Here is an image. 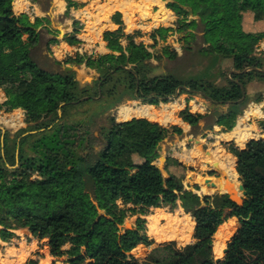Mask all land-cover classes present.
<instances>
[{"label":"trees","instance_id":"1","mask_svg":"<svg viewBox=\"0 0 264 264\" xmlns=\"http://www.w3.org/2000/svg\"><path fill=\"white\" fill-rule=\"evenodd\" d=\"M66 2V14L85 5ZM166 7L175 12L176 26L152 30L154 45L164 42L160 52L138 40L140 30L127 32L122 12L116 11L111 19L118 28L104 33L112 52L53 56L54 67L38 54L42 31L56 32L50 17L16 14L13 0H0V87L6 96L0 110L22 108L27 123L12 132L0 122L1 240L10 241L17 230L27 228L34 238L45 239L52 256H65L64 264H264V248L243 235L246 229L264 239V137L250 138L245 147L224 142L237 158L236 166L232 157L228 166L236 167L247 191L238 203L226 192L201 195L186 187L184 176H165L155 163L160 152L153 146L171 132L182 133L180 125L147 117L118 120L112 113L125 96L159 104L176 94H197L216 109L193 112L187 105L179 116L194 129L212 117L208 128L217 124L221 131H231L251 101L264 99L263 91L253 95L248 89L253 81L264 82V55L256 49L264 29L251 31L244 24L250 13L264 28V0H167ZM164 13L162 9L156 16ZM75 23L77 33L82 26ZM174 31L180 33L184 51L211 62L201 74L157 71L154 58L181 57L167 44ZM75 32L63 39L81 42ZM55 41H60L56 34L46 46ZM81 63L100 72L93 84L82 85L77 78L73 66ZM112 82L120 95H106L103 89ZM169 162L180 163L176 158ZM208 179L201 182L203 191L226 190L217 178ZM163 206H181L191 214L193 241L181 247L168 243L139 260L132 250L149 254L157 249L150 244L146 216ZM134 215L135 228L124 227ZM150 231L158 241L178 237L173 230L160 238ZM25 264L39 260L31 257Z\"/></svg>","mask_w":264,"mask_h":264},{"label":"rangeland","instance_id":"2","mask_svg":"<svg viewBox=\"0 0 264 264\" xmlns=\"http://www.w3.org/2000/svg\"><path fill=\"white\" fill-rule=\"evenodd\" d=\"M25 1H29V5L31 4L30 1L32 3L37 4L39 8L44 12V14L50 17L51 27L54 30H56V32L54 33H50L46 29L42 31L41 47L38 50L40 60L42 62H45L46 64L49 63L51 66H54V67L56 66L53 60V56H56L57 58L62 59L65 56L75 55L78 52L82 54H87V55H102L105 53L112 52V50L108 49L106 46V42L104 40V33L108 30H115L118 28V25L113 23L111 19L112 15L116 11L122 12L123 20L126 26V31L133 32L134 30H140L142 32V35L138 38V40H143L146 44H148L150 50H152L155 53H158L161 51L162 46L164 45V42L159 41L158 44L154 45V40L150 36L152 30L161 25L176 26L175 21H176L177 16L173 10L166 7L167 0L164 2L160 0L159 3L154 4L152 8L150 9V12L147 14H145L144 13L145 11L141 8L142 0H81L80 2H84L85 5L80 8L72 7L69 14L68 13L66 14L65 6L60 4V1L62 0H42L41 2H37V0H25ZM13 3H14V0H13ZM125 4L127 5V7ZM19 8L20 7H17L16 10H19ZM160 9H166L167 13L169 12L172 13L169 15L167 20H163V21L155 20L156 14L160 11ZM33 11L34 10L32 9V6H28L26 13L30 15L31 19L32 18L34 19L36 17V16L33 17L34 16ZM38 16H41V14H39ZM78 17L79 19L77 20L76 18ZM81 18L84 19V22L81 20ZM75 21L79 22V24H81L80 22L83 23L81 24L82 28L80 30L82 29L84 30V28L88 25L86 28V33H87L86 35H84L81 31V34H83L82 36L87 38L85 40L86 41L85 44L82 46L81 49L76 48L77 46L76 44L75 45L71 44L70 47H66V50L65 49L63 50L64 53L62 54L58 52V49H56L55 43H52L49 48L46 46L47 41L54 34H56L57 39L59 40H62L65 36L73 35L75 31V25H76ZM180 36H181L180 33L176 31L171 32L167 38V44H171L174 48L178 49L179 53L181 54V57L176 60H171L167 57H164L161 60L154 58L153 62L159 65L157 68V71H173L180 75H186L189 73L190 74L192 73L195 75L201 74L202 71L205 68H207V66L211 62L208 59H203V58L200 59L198 56L195 55V53L193 54V53H188L184 51L182 47L183 45L182 39ZM58 45L61 46V48L63 46L62 44H58ZM257 52L259 53L258 50ZM261 54L264 55V50L261 51ZM226 64L228 65L229 63H226ZM73 68L77 71V78L79 79L82 85L93 84V82L100 77L99 71L96 72L94 69L87 67L85 63L75 64ZM248 89L253 95L257 94L260 91H263L264 93V82L253 81L249 85ZM103 90L106 92V95H110V94L113 95L119 92L118 86L113 82L110 83L109 85H106V87ZM0 91H1L0 101H3L5 99V95H4L5 93L1 87H0ZM116 95H120V94H115L114 96ZM254 103H256V105H259L260 103L264 104V99L259 102L251 101L245 110H249L250 107L256 108V105H254ZM155 104L157 105L156 109L158 110H156V112L160 114L159 116H153L155 118H151L146 115L141 116L137 113H133L129 118H127V119H130L132 117H147L151 120L158 121L166 126L177 124L183 128L182 133L171 132L163 141L153 146V148L155 149L159 148L160 150L159 151L160 156L157 158L155 163L162 169L165 176H168L169 173L171 172H174V173L176 172L177 174L184 176L185 177L184 183L186 187L189 189H193L194 191L195 190L199 191L201 195L211 194L214 192H220L219 190L208 191V192L203 191L202 184L200 185V183H197L200 186L199 189L195 188L196 183H193V180L196 179V180H199V182L201 180V182L203 183V179L205 177H208V173H212L210 170L212 168H215L217 164H213L207 161L206 166H203L202 168L199 167V164L196 163L197 161L193 160L195 158L194 156L199 155V153H196L195 151L191 150V147H192L191 144H187L185 155H180L178 157H171L167 155V152L172 147L178 145L179 142H182V141L187 142L188 139L190 141L191 139L190 137L192 136L206 137L207 135L206 130L210 129L207 127V125L213 121L212 117H209L205 120H201L199 128L194 129L190 124L183 123L182 118L179 116V112L183 108H185L187 105H189V107L191 108V111L202 112V113L211 112L216 109V106L213 105L209 100L204 98L202 95H197V94L192 95L190 93H184L182 95L177 94V96L174 95L169 102H160L159 104L158 103H155ZM143 105H148V103H142L140 100H130L128 96H125L123 99V102L115 106L112 109V113L115 114L118 120H123L125 117L121 116L119 113V111L121 110L123 106H132L133 108H138ZM245 110L243 114H241L239 117L245 115ZM20 111L22 112L21 114H20ZM6 114H9L8 115L9 117L13 114L14 115L13 120L15 121L6 122V118H5ZM168 116H172L173 119H167ZM0 122L2 123L3 127L10 129L12 132H15L18 129L25 127L27 123L25 121L24 109L22 110L16 109L9 113H3L0 110ZM243 122H245L243 124L244 127H248L250 123L264 124V116H262L260 112L259 113L256 112L255 116L252 117V120L250 122H247V119L242 120V123ZM235 126H237V124ZM250 129H251L250 135L253 136L252 128ZM221 130H222L221 128L219 130H215L213 126L211 128V131L213 133H220L222 132ZM211 131L209 130L208 132H211ZM251 136H249L248 138H250ZM258 136L264 137L261 135H258ZM210 139L214 140V138L212 137ZM224 142L225 141H222L223 145H224ZM170 158H177V161H179L180 163L169 162ZM196 169H199V170H196ZM221 172L218 175L223 176V172L222 173ZM234 179H235L234 180L235 182H238V177H235ZM219 184L223 189H228L227 188L229 186L228 181L221 179ZM231 192L232 193L238 192V189L236 190L233 188ZM241 196H242V193H240V197ZM241 198H238L239 201H242ZM178 208L179 207L172 209L169 206L161 207V210L164 213H166L165 214L166 217L164 216V218L159 221H153L150 218V215L156 214L158 210L156 208H151V213L146 216L147 231L151 239L153 240V242L150 244L155 245L157 249L149 254H137L134 250H132L130 253L133 254L139 260H144L152 253L160 251V247L166 246L168 243H172V244L176 243L178 247H181L189 243L190 241H193V238H189L188 240L186 239L182 240L180 238L181 235L179 234H178V237H166L164 239H168V240L158 241V239L156 238V235L152 234V232L150 231L151 229L153 232L157 234L158 238H160L163 234L169 233L174 229H178L177 227H171L169 229H164L162 227L163 224L166 223V221L168 220L167 216H171V215L183 216L182 213L179 212ZM136 219H137V215L127 218L123 226L126 227V224L128 222L132 226H135ZM242 225H244V223H241L239 228ZM23 229L18 230L17 232L19 233H17V236H14L10 241L5 242L0 239V264H18V263L21 264V261L23 259L19 261L17 258L21 257L20 253L24 252V250L27 247L26 244L23 243L25 241L24 240L25 237H27V233ZM237 231L235 232V234L237 233ZM221 232H222V229L221 230L219 229L218 230L219 235H221ZM234 235H232L230 239ZM243 235L253 245L264 248V239H260L256 237L254 234H252L249 230H246V229L243 230ZM228 239L226 241L225 247L226 246L228 247ZM36 245H37V248H36L37 251L34 253L33 258L39 259V257L42 256L41 260L39 259L42 262V264H64V260L66 258L65 256L58 257V258L57 257H48L47 259L44 258L46 256V253L49 252L48 251L49 247L45 244V239L43 241L37 242Z\"/></svg>","mask_w":264,"mask_h":264},{"label":"crops","instance_id":"3","mask_svg":"<svg viewBox=\"0 0 264 264\" xmlns=\"http://www.w3.org/2000/svg\"><path fill=\"white\" fill-rule=\"evenodd\" d=\"M78 1H81V0H78ZM162 2H164V0H161ZM148 2H153L154 4H157L160 2V0H142V4L143 3H148ZM30 3H32L30 1ZM60 4L61 5H64L66 10H67V2L66 0H62L60 1ZM36 5V9L38 11V14H41V16H45L44 12L39 8V6L37 4ZM29 6V1L27 3V5L25 6H22V8H19V10H16L17 9V5L15 4V0H14V3H13V9L15 11L16 14H19L21 12H27V8ZM145 7V6H144ZM162 10V9H160ZM165 10V13L163 16H156L157 19H163L166 17V15L168 14L166 12V9ZM33 19V18H32ZM77 20L79 19L76 18ZM81 20L84 22V19L81 18ZM156 20V19H155ZM113 22V21H112ZM81 24H83L82 22H80ZM114 23V22H113ZM116 24V23H115ZM244 24L246 25L245 27L248 29V30H251V31H260V30H263V24L261 22H256L253 20V17L251 16L250 13H245L244 15ZM88 26V25H87ZM87 26L84 28V30H80L78 31L77 33L75 32V34L77 35L78 38L81 39V42H77V41H71V40H60V41H55L54 43L55 44H62V49L66 50V47H70L71 44L73 45H77L76 48L78 49H81L82 46L85 44V40L87 38L83 37L82 35H86V28ZM93 27V26H92ZM81 31L83 34H81ZM106 42V46H107V41L105 40ZM108 48V47H107ZM57 49V48H56ZM109 49V48H108ZM259 53L258 54H261V51L264 50V38L259 42V44L257 45V48H256ZM88 67V66H87ZM91 68V67H90ZM91 69H94L96 72H98L97 69L95 68H91ZM5 95V94H4ZM6 98V96H5ZM5 100V99H4ZM3 100V101H4ZM2 102V101H0ZM148 105H151L154 107V111L155 110H158L156 109V104H149ZM254 105H256V103H254ZM263 107V109H262ZM257 109V108H260V114L262 112V116H264V104L263 103H260V106L257 105L256 108L255 107H250V109ZM16 109H22V108H16ZM15 109V110H16ZM249 109V110H250ZM249 110H245V115L244 116H241L239 117V119H237V126H238V123L241 122L242 120L244 119H247V122H250L252 120V117L255 116V113H259L258 111H256L255 113L253 114H249ZM153 117V116H152ZM249 117V118H248ZM123 120H127V118H124ZM183 120V119H182ZM183 123H186L184 120H183ZM244 124V122L242 123ZM215 128V130H219L221 128L220 125H214L213 126ZM236 127V126H235ZM235 127L231 130V131H227V132H220V133H213L211 131V128L210 129H207L206 132H207V135L206 137H203V136H192L190 137V141L189 139L186 141H182V142H179L178 145L172 147L168 152H167V155L168 156H172V157H178L180 155H185L186 153V148H187V144H191V150L192 151H195L196 153H199V155L197 156H194L195 158L193 159L194 161H197L196 163L199 164V167H203V166H206V162L209 161L213 164H217V166L215 168H210L211 172L212 173H208V177H205V178H210L208 180H211L212 178H218V179H223V180H226L228 181L229 183V186L227 187L228 189L227 190H219L220 192H224V191H229V190H232V187H233V184L236 185V187H238V184L240 183V181L238 180V182H235L234 180V176L233 175H230L228 174L227 170L226 169H229L230 166L229 165V159L232 157L234 159V162H235V166H236V163H237V158L230 152L228 151V149L226 147H224V145L222 144V141H230V140H234L236 142L237 145H239L240 147H245L247 141L250 139V138H259L258 135H261V134H264V124H253V123H250L248 125V128H252V131H253V136H251L250 138H246L245 140H238V137L237 136H234L233 134H231L233 132V130L235 129ZM247 128V127H246ZM211 131V132H208V131ZM248 130H251V129H248ZM256 132V133H254ZM262 132V133H261ZM230 133V134H229ZM231 135V136H230ZM257 135V136H256ZM261 136H264V135H261ZM214 138V140H211L210 138ZM237 140V141H236ZM160 151V150H159ZM191 157V156H190ZM189 157V158H190ZM192 158V157H191ZM210 158V159H209ZM177 159V158H176ZM209 159V160H208ZM196 170H199V169H196ZM223 171L225 174L223 177H221L220 175V172ZM230 171H234L237 173V176L238 177V172L236 170V167L232 169H230ZM222 173V172H221ZM230 175V176H229ZM229 176V177H228ZM193 183H200L201 185V180L199 182V180H193ZM231 188V189H229ZM196 191V190H195ZM200 194L199 191H196ZM240 194V192H239ZM156 209H161V207H156ZM179 212L182 213V215L184 216V213H187L185 212L184 208L183 207H179L178 208ZM172 214V213H171ZM182 217V216H181ZM192 217V216H191ZM232 217H235V216H232ZM232 217H229V218H232ZM236 218V217H235ZM193 229H194V226H195V221H193ZM224 224V223H223ZM221 224V225H223ZM193 229L191 230L190 232V238H192V234H193ZM18 231V230H17ZM16 233H19L17 232ZM27 233V237H25V241L23 243L26 244V249L24 250V252L22 253H27V256L25 257V259L21 262V264H25L26 261L28 260V258H31V257H34V253L37 251V245L36 243L39 242L38 239L34 238L32 236V234H30L29 232H26ZM17 236V234H16ZM19 238V237H18ZM22 239V238H21ZM3 241V240H2ZM6 242V241H5ZM29 242V244H28ZM140 245H144V243H141ZM147 245V244H146ZM49 251V250H48ZM36 256V255H35ZM42 257V256H41ZM41 257H39V259L41 260ZM48 257H54L50 254V252L46 253V256L44 257L45 259H47ZM38 259V258H37ZM38 259V260H39ZM39 260V264H42V262Z\"/></svg>","mask_w":264,"mask_h":264},{"label":"bare ground","instance_id":"4","mask_svg":"<svg viewBox=\"0 0 264 264\" xmlns=\"http://www.w3.org/2000/svg\"><path fill=\"white\" fill-rule=\"evenodd\" d=\"M157 1V0H155ZM28 1H25V0H15V4L18 5V7L22 8V6H25L27 5ZM126 5V4H125ZM144 6H146V3H141V8L145 11L144 13L147 14L150 12L147 11V9L144 8ZM105 7V6H104ZM127 7V5H126ZM125 9V8H124ZM128 10V9H127ZM126 10V11H127ZM172 14V13H168L166 15L165 18L163 19H157L156 18V21H163V20H167V18L169 17V15ZM171 18V17H170ZM103 41V40H102ZM256 111H260V108H257V109H250L249 110V114H253L255 113ZM120 115L125 117V118H129L133 113H137L139 115H146V116H149V117H152V116H159L160 114L156 112V110L154 111V107L151 106V105H143V106H140L138 108H133L132 106H123L121 108V110L119 111ZM171 114V113H170ZM168 114V115H170ZM262 114V112H261ZM20 115V114H19ZM136 115V114H135ZM249 118V117H248ZM167 119H173L172 116H168ZM245 123V122H244ZM250 127L246 128L243 126L242 124V121L238 123V126H236L235 130L231 133L233 134L234 136H237L238 137V140H245L246 138H248L249 136H251L250 134ZM230 134V133H229ZM231 136V135H230ZM237 141V140H236ZM233 166H230L229 169H227V172L228 174L230 175H233V176H237V173L234 172V171H230V169L233 170ZM224 173V172H223ZM225 174V173H224ZM229 175V176H230ZM228 176V177H229ZM217 181L220 182L221 179H218L217 178ZM227 190V189H226ZM166 213H164L161 209H158L157 210V213L156 214H152L150 215V218L153 220V221H159V220H162L164 218V216L166 217L165 215ZM168 215V214H167ZM167 221L166 223L163 224V228L164 229H169L171 227H177L178 229H175L173 230L174 232H177L180 236V238L182 240H188L190 238V232L191 230L193 229V219L192 217L190 216V214L188 213H185L184 216H177V215H171V216H167ZM226 225H224L223 227H225ZM225 251H227V246L224 248ZM18 255V254H17ZM21 257L20 258H17L19 261H21L22 259L24 260L27 253H20ZM19 255V256H20ZM22 260V261H23ZM17 261V260H16ZM15 261V262H16ZM21 261V262H22ZM19 264V263H18Z\"/></svg>","mask_w":264,"mask_h":264},{"label":"water","instance_id":"5","mask_svg":"<svg viewBox=\"0 0 264 264\" xmlns=\"http://www.w3.org/2000/svg\"><path fill=\"white\" fill-rule=\"evenodd\" d=\"M176 96H177V94H176ZM229 151V150H228ZM241 176L239 175L238 176V180L240 181V183L238 184V187H236V185H234L233 184V187H232V189L234 188V189H238V192L240 191V193H242V196L241 197H243V198H241L240 197V194H238V192H231V190H229V191H224V192H226V193H229L230 194V197L233 199V200H235L236 202H238V203H243L244 202V199H245V196H246V194H247V191H246V189H245V186H244V184L241 182ZM211 183H213L214 185H215V183L214 182H211ZM238 198H241L242 199V201H239V199ZM126 228H135V226H132L129 222L126 224ZM23 230H25L26 232H29V230L27 229V228H24Z\"/></svg>","mask_w":264,"mask_h":264},{"label":"built area","instance_id":"6","mask_svg":"<svg viewBox=\"0 0 264 264\" xmlns=\"http://www.w3.org/2000/svg\"><path fill=\"white\" fill-rule=\"evenodd\" d=\"M29 6H32V9L34 10L33 12H34V16L33 17H35V16H38L39 14H38V12H37V10H36V5H35V3H31ZM257 106V105H256ZM259 106H260V104H259ZM22 110V109H21ZM3 112V111H2ZM25 112V111H24ZM3 113H7V112H3ZM22 112L20 111V114H21ZM9 114H6V116H5V118H6V122H12V121H15V120H13V117H14V115L12 114L10 117L8 116ZM262 135V134H261Z\"/></svg>","mask_w":264,"mask_h":264}]
</instances>
